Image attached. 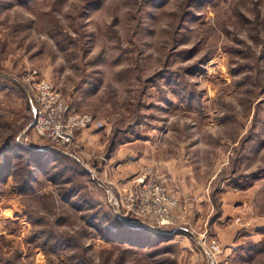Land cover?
Masks as SVG:
<instances>
[{"label": "rangeland", "instance_id": "1", "mask_svg": "<svg viewBox=\"0 0 264 264\" xmlns=\"http://www.w3.org/2000/svg\"><path fill=\"white\" fill-rule=\"evenodd\" d=\"M32 71L102 126L38 137ZM147 169L172 224L107 201ZM209 241L264 264V0H0V264H208Z\"/></svg>", "mask_w": 264, "mask_h": 264}, {"label": "built area", "instance_id": "2", "mask_svg": "<svg viewBox=\"0 0 264 264\" xmlns=\"http://www.w3.org/2000/svg\"><path fill=\"white\" fill-rule=\"evenodd\" d=\"M29 74L24 78V84L30 90L32 111L34 115L32 131L40 138L50 141L61 148H69L73 142V133L80 128L101 127L102 122L89 113L74 112L63 97L50 83L34 81ZM94 173L91 172L93 176ZM107 201L114 213L121 220L134 216L142 226L172 224L171 209L176 206V200L171 190L166 187V176L153 173L150 169L138 175L128 187H103ZM130 223V222H129ZM203 251L208 264H218L220 251L215 241L204 244Z\"/></svg>", "mask_w": 264, "mask_h": 264}, {"label": "crops", "instance_id": "3", "mask_svg": "<svg viewBox=\"0 0 264 264\" xmlns=\"http://www.w3.org/2000/svg\"><path fill=\"white\" fill-rule=\"evenodd\" d=\"M129 181H127V182H125V181H121V183H123V184H127Z\"/></svg>", "mask_w": 264, "mask_h": 264}]
</instances>
